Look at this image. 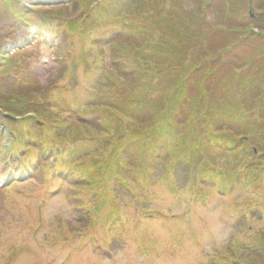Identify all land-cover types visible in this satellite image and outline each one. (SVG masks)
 Masks as SVG:
<instances>
[{"label": "rangeland", "instance_id": "rangeland-1", "mask_svg": "<svg viewBox=\"0 0 264 264\" xmlns=\"http://www.w3.org/2000/svg\"><path fill=\"white\" fill-rule=\"evenodd\" d=\"M148 1L18 0L13 9H6L19 16L34 11V16L16 17L11 24L15 30L0 46L10 56L0 69V97L25 79L38 87L25 85L28 89L21 92L27 100H36L32 95L36 89L35 96L53 100L41 102V114H26L42 118L38 126L27 129H17L19 118L0 109V264H264L263 255L253 252L258 243L264 244V177L257 170L262 163H251L236 145L215 148V139L196 141L212 124L209 119L221 112L236 122L231 128L222 126L229 122L222 117V125H208L218 131L214 134L218 141L244 137L253 142L247 134L258 131L262 141L255 145L257 152L264 153L260 131L264 126L257 124V120L264 124V36L234 46L218 66L221 61L210 56L216 49L249 37L229 36L215 27L228 25L226 20L239 2L212 0L202 12L204 25L200 26V3L157 0L153 5L160 11L154 12L171 25L161 27L167 33L199 36L204 32L187 53L189 64L202 66L180 76L190 100L169 98L162 114L150 87L159 73L146 72L129 59L131 51L146 41L134 42L135 30L121 29L120 22V17L124 23L133 21ZM223 8L228 14L220 12ZM250 10L244 13L246 18L252 12L257 18L254 24L264 29V0H257L256 9ZM7 17L6 12L0 13V26L10 24ZM143 21L137 20L138 25ZM82 22L81 36L66 34L68 24L76 29ZM240 23L238 19L235 25ZM96 24V34H103L98 43L92 34ZM104 25L112 28L103 32ZM114 46L125 54L115 67L108 62ZM177 47L174 52L180 51ZM155 63L161 65L157 72L166 67L160 55L153 67ZM210 67L215 68L213 76L208 75ZM22 69L25 75L18 74ZM205 69L207 75L201 77ZM192 104L206 114L200 121H194ZM186 117L188 122L175 131L182 143L163 139L157 156L152 142L126 136L135 135L141 126L156 130ZM194 122H198L196 136L191 139L187 129ZM39 142L44 143V151L29 155L28 149L37 150ZM169 148L184 151L185 163L173 171L165 164ZM213 166L222 175L224 196L218 195L216 182L207 180Z\"/></svg>", "mask_w": 264, "mask_h": 264}, {"label": "trees", "instance_id": "trees-1", "mask_svg": "<svg viewBox=\"0 0 264 264\" xmlns=\"http://www.w3.org/2000/svg\"><path fill=\"white\" fill-rule=\"evenodd\" d=\"M17 1L18 0H0V13L6 12V14H8V17L5 19L10 18V21H9L10 24L7 27L0 26V46L3 44V42H5V40H7V38H9V35L11 34V32L13 30H15L16 26L11 25V24L13 22L15 23V21L17 20L16 17H18V19L20 17L21 20H24L23 16H27V15L34 16V11H32V12L28 11L27 13L24 12L23 14H20V16H19L18 13H15L12 10H10L12 12H9L8 10H6L8 8L13 9L14 8L13 5ZM156 1L157 0H149L147 5H145V9L143 11H141L139 14H135L133 16V18H134L133 21H130L128 23L127 22L124 23L125 19L123 17H120V22L123 21V25H122L121 29H124L125 26H128V27H132V30L133 29L135 30V31H133L134 32L133 36L134 35L135 36H134V38H132V40L134 42L141 43L143 41H146L145 45L135 47V50L131 51V52H133V54L131 55V57H129V59L134 62V66H138V67L141 66V69H144L146 72L156 70L155 74L159 73L156 81L152 85H150V87L154 88V89L152 88V90L155 92V95H154L155 96V102L158 103V105H160L162 107L164 105V103L166 104V100L169 98H172L174 100H179L178 98H181L184 101V103H186L190 99L185 94L186 92L184 91L183 85L180 82L181 81L180 76H181V74H186L191 69L195 70L198 67L202 66L201 63H198V62H195V63L193 62V64H189V58H188L187 53L194 50L193 46H191V43L196 44L195 41L197 39L199 42L200 37L204 36L203 35L204 32H203V34L199 33L200 34L199 36L195 35V33H192V32L189 33L188 36L187 35L184 36V35L174 34L175 32H172V31L170 33H167L166 30H164L161 27L166 25L168 28V26H171V25L168 24L165 17L161 18L162 16L161 17L156 16L154 9H157L158 11H160V7H158V6L154 7L155 5H153ZM192 1L196 2V3H200V5H201L200 6V11H201L200 13H202V12H206L203 10L206 9L205 7L212 0H207V2L205 0V3H206L205 5H202L201 1H203V0H192ZM225 1H228L230 3L238 1L239 3H237L236 8L234 9L235 14L226 20V23L228 25H226L224 23H219V24L215 25L216 30L220 31V33H224L226 35L228 34L229 36L234 35V34L235 35L237 34L238 36L240 34L241 35L245 34L246 36H249V37L245 38L243 40L242 39L241 40L235 39L232 41L233 43H230L229 46H226V47L222 46V47H219L218 49H216L215 55H213V56L210 55V56L213 57V59L217 58L218 61H221L220 63L217 62L218 66L222 64V59H223L222 56L224 54H229V52H231V50L234 51L233 50L234 46L240 45L243 43L246 44L248 42V41H246V39H251V41H252V39H254V37L264 36V29L259 24H254L256 22L257 18L252 17L251 16L252 12H250L251 11L250 9H252V10L256 9L257 0H252V2H249L248 0H225ZM97 4H99V3L97 2ZM97 4H96V7H97ZM250 4H252V5H250ZM224 7H226V6H224ZM247 10H250V11L247 13V18H246V16H245L246 14L244 15V13ZM147 11L148 12L150 11L149 15H148ZM220 12L222 14H228L226 8H223ZM263 12H264V10H263ZM200 13H199V16H197V18H198L197 22L198 23L200 22L199 25L202 26L204 24H203V21L201 19L203 18L204 13H202V15ZM46 18L48 19V17H46ZM139 19L145 20V21H143L141 26H139L138 25L139 22H137V20H139ZM238 19H240L241 23L238 25H235L236 23H238ZM243 21H244V23H243ZM25 22H27V21H25ZM24 24L27 27L34 26V25H31L30 23H24ZM68 25H72V24L70 23ZM68 25H67L68 30H67L66 34L71 35L72 37L75 36L74 34L81 36V34L79 32H82L81 30H82L83 25H84L83 22L81 25H79L81 27L76 28V29H74L73 26L68 27ZM88 26H89V24H88ZM101 26H99V28H101ZM110 28H112V27L109 25H104V27H102L101 29L104 32ZM253 28L256 29V32L252 31ZM70 29H72V30H70ZM90 29L91 28H89L88 30H90ZM96 29H97V24L93 26V33L92 32L91 33L94 34V39H93L94 42L98 43V40H101L103 34H102V32H99L98 34H96V32H95ZM241 30H245V33L243 31H242L243 32L242 33ZM8 31H10V33H7ZM199 31H202L201 27H199ZM2 32H6V34L2 35ZM128 32H129L128 34L132 33V32H130V30H128ZM128 34H127V36H128ZM152 35H154L155 37L153 38ZM241 35H240V37H241ZM77 38H80V37H77ZM66 39H67V37H66ZM119 39H121V37ZM260 39H263V38H260ZM113 42H114L115 46H118L117 42L115 40ZM110 43H112V42H110ZM248 43H251V42H248ZM108 44L109 43H107V45ZM178 44L180 45L179 48L177 47ZM189 44H190V46H189ZM244 44H243V46H245ZM252 44H253V42H252ZM115 46H114V48H112L113 50H111V52H112L110 55L111 57L108 58V62H112V65L114 67L117 66V64L122 60V58L125 57V54L121 52L120 47L115 48ZM175 46L178 49H180V51L184 48L183 53H179L180 51H178V50L174 52L173 48H176ZM223 48L228 49L230 51L225 53ZM127 51L129 52L130 50H127ZM158 55H160V59H164L166 61V64H163V66H166V67H162L163 70L159 71V72H157V69H159L161 65H157L155 63L156 66H154L155 67L154 68L153 64H152L153 60L158 58ZM9 59H10V56L8 57L7 52L2 50L0 47V69H4L6 67ZM197 59H203V58H200V56H197ZM137 60H144L145 62L139 64ZM185 64H187V65H185ZM152 68H154V69H152ZM233 68H235V67H233ZM18 74L25 75L24 70L23 69L18 70ZM26 74L28 75V72H26ZM214 74H215V68L214 67L208 68V75L213 76ZM10 75H12V74H10ZM206 75H207V71L205 69V71L203 72L201 77H205ZM166 76L170 77L172 79L173 78L176 79L174 82V85H170L172 82V79L165 82L164 78H162V77H166ZM26 82H28V83H26ZM25 85H29L30 87H32V89L38 88L37 84H34V85L32 84V80L29 82V80L27 81L24 79V80L19 81V87L18 88L12 87L11 92H9L8 94L3 93V94L7 95V96H5V98L0 97V109H4L7 113V115L12 116V118H13V115L17 116L19 118V120L17 122L18 123L17 125H19V126L17 129H21V128L27 129L31 125L32 126H38L36 124H38V123L40 124V119H42V118H38L37 116H36L37 118L35 116H34L35 118L27 117L26 114L33 113V112H35L36 115H38V113L41 114L42 109H41V111L39 110V106H43L41 104V102H43V103L45 102L46 104H49V103H52V100H53V99L51 100L48 96H44V97L42 96L41 98L38 96H35L34 93L38 92V89H36L34 92H32V95L34 96V98H36V100H27L28 96H26L25 93L21 92V90L28 89V87ZM205 94H206L205 91L202 92L203 96ZM183 96H186V97H183ZM130 98H131V96H128V99H130ZM22 102H24V103H22ZM17 103H19V104H17ZM195 104H198V102H195ZM2 106H4L5 108H3ZM190 107H191L192 113L194 115V121L196 118L198 119L197 121H200L202 119V116H206L205 113L204 114H203V112L200 113L198 108L195 109V106L193 104ZM165 108L166 107H162L160 110H157V111L163 112L162 114H166ZM179 114H181V113H179ZM175 116L177 117L178 113H175L174 118H175ZM222 117L225 118L226 120H228L229 122L228 123L227 122L222 123L223 124L222 125L219 122L220 119H222ZM209 120L212 122V124H214V125H212V124L208 123L209 121H207L208 125H210L211 128L213 126H218V125L220 126V124L222 126L228 125V128H229L231 126V123L236 122V121H232V120L224 117V115L221 112H218L216 114V116L213 117V120L212 119H209ZM186 121L188 122L187 117L182 118V119L179 118L177 120L174 119L173 121H168L163 126L158 127L156 130H150V129H147V128L141 126L138 128V130L135 131V135H133V136L126 135V136L129 138H132V139H134L136 137L134 140H140L141 142H152L153 146H152L151 150L154 153L153 155L156 154V156H157V152L161 148L160 143L163 139H166V140L169 139L170 142L176 141L177 144L182 143V141L180 139H178V136L180 133L175 134V131H176V129L181 128L182 123H185ZM257 122H258L257 123L258 125L262 124L264 126L263 122H260L259 120H257ZM197 123L198 122H194L193 126L189 127L187 129V136L190 137L191 139H194V137L196 136L195 133H196ZM205 125H206V123H205ZM208 125H206L204 127L203 134L201 136L198 135L196 137V141L202 140V139H206V140L210 139V141H206V142L211 143L215 139L216 140L214 142V144L216 143L215 148H220L221 146L231 147V146L236 145L238 148L244 149L246 152L245 157H250L252 159L251 163L255 162V161H259L262 163V165L257 170H258V174L261 173V175L264 177V155H263L264 153L262 151L257 152V147L255 145V143L257 141L261 140V139H258L256 136V133L258 131L257 132L255 131V133L247 134L248 136H251L253 138L254 143L251 140L244 138V137H241L239 139V141H236V140L234 141L233 139H230L228 137H224L222 139V137H221V141L220 140L218 141L219 136L214 135L218 131L217 130H216V132L211 131L210 126L208 127ZM54 128H56L55 125L53 126V129ZM260 131L264 132V127H260ZM122 134L124 135V133H122ZM4 138H9V135L5 136ZM42 146L45 147L44 143L39 142V143H37V147H36L37 150L31 149L32 151H29V149H28V151L27 150L26 151L28 152L29 155H33L36 151H40V150H41V152L44 151L43 150L44 148L41 149ZM195 147H197V146H195ZM229 147H227V148H229ZM249 147H252V148L249 149ZM197 148L195 150H197ZM177 150L179 151L181 149L178 148ZM165 151H168V154H169L168 161L166 160L165 164L169 167L170 171H173L175 166L178 165L179 163H181V162L185 163L184 151H181V152L177 151L178 152L177 153L176 150H173L172 148L171 149L169 148ZM173 151H174V153H173ZM210 159H211V157H210ZM202 160H204V156L202 157ZM199 165H201L200 161H199ZM217 169H218L217 166L212 167V171L209 173V176H207V180H209V182H211V181L216 182L217 185L219 186V188L222 191H225L226 187H225V184L223 182L222 175L221 174L219 175L216 172H214ZM212 172H214V173H212ZM258 246H259V249L256 251L254 248L253 252L255 251L254 254H256L257 257H259L260 254H262L263 258H264V254H263L264 253L263 252L264 251V244L260 245L258 243Z\"/></svg>", "mask_w": 264, "mask_h": 264}]
</instances>
